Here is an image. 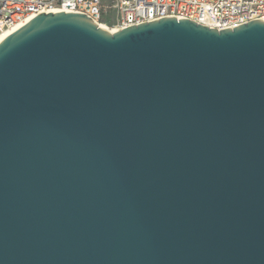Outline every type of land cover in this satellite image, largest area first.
<instances>
[{"label":"water","instance_id":"obj_1","mask_svg":"<svg viewBox=\"0 0 264 264\" xmlns=\"http://www.w3.org/2000/svg\"><path fill=\"white\" fill-rule=\"evenodd\" d=\"M0 264H264V20L3 39Z\"/></svg>","mask_w":264,"mask_h":264},{"label":"built area","instance_id":"obj_2","mask_svg":"<svg viewBox=\"0 0 264 264\" xmlns=\"http://www.w3.org/2000/svg\"><path fill=\"white\" fill-rule=\"evenodd\" d=\"M113 21L103 20L107 10ZM85 13L112 31L168 17L224 30L264 20V0H0V35L41 13Z\"/></svg>","mask_w":264,"mask_h":264},{"label":"rangeland","instance_id":"obj_3","mask_svg":"<svg viewBox=\"0 0 264 264\" xmlns=\"http://www.w3.org/2000/svg\"><path fill=\"white\" fill-rule=\"evenodd\" d=\"M113 14H115V12H113L111 9L107 10V13H104L103 15V20L107 21L109 23H112L113 21Z\"/></svg>","mask_w":264,"mask_h":264},{"label":"bare ground","instance_id":"obj_4","mask_svg":"<svg viewBox=\"0 0 264 264\" xmlns=\"http://www.w3.org/2000/svg\"><path fill=\"white\" fill-rule=\"evenodd\" d=\"M101 28H106V26H104V24H100ZM20 27H17L13 30H9V31H5L3 34L0 35V42L5 39L8 35H10L11 33H13L14 31H16L17 29H19ZM115 32V31H113Z\"/></svg>","mask_w":264,"mask_h":264}]
</instances>
